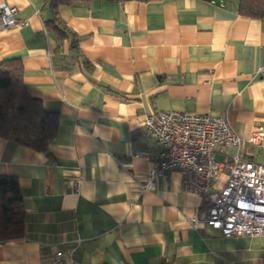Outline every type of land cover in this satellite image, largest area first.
Returning a JSON list of instances; mask_svg holds the SVG:
<instances>
[{"label":"crops","instance_id":"0c3cea01","mask_svg":"<svg viewBox=\"0 0 264 264\" xmlns=\"http://www.w3.org/2000/svg\"><path fill=\"white\" fill-rule=\"evenodd\" d=\"M49 1L0 0L25 21L0 29V62L19 57L28 93L58 115L46 151L0 137V175L17 179L25 212L23 234L0 241V264L56 253L72 264H264V236L189 221L203 201L176 169L140 187L158 163L149 112L222 116L243 138L264 126V20L237 0H88L58 8L59 35ZM241 153L264 164V141Z\"/></svg>","mask_w":264,"mask_h":264},{"label":"built area","instance_id":"2783aa9c","mask_svg":"<svg viewBox=\"0 0 264 264\" xmlns=\"http://www.w3.org/2000/svg\"><path fill=\"white\" fill-rule=\"evenodd\" d=\"M16 13L15 7H1L0 29L23 25L25 21ZM142 126L159 147L158 163L148 171L146 182L140 186L142 190H154L157 177L176 169L181 188L199 195L203 201L189 218L191 223L203 222L226 237L264 236V164L246 159L241 153L244 144L259 145L264 141V126H254L243 138L222 116L176 109L149 112L144 115ZM227 148L235 151L223 161L214 158V151ZM137 154L150 155L144 150ZM224 170L226 181L221 188L212 189ZM68 183L75 193L79 192L78 178H71ZM48 264H72V260L56 253Z\"/></svg>","mask_w":264,"mask_h":264},{"label":"trees","instance_id":"16d2710c","mask_svg":"<svg viewBox=\"0 0 264 264\" xmlns=\"http://www.w3.org/2000/svg\"><path fill=\"white\" fill-rule=\"evenodd\" d=\"M84 1L88 0H50L53 19L47 21V26L63 35V28L54 25L55 21L58 22V8ZM237 9L242 14L264 20V0H237ZM71 38V49H77L72 33ZM57 126V112L47 110L40 99L28 93L23 83L20 58L3 59L0 62V137L36 151H46ZM24 218L17 179L0 175V241L20 237L24 230Z\"/></svg>","mask_w":264,"mask_h":264}]
</instances>
